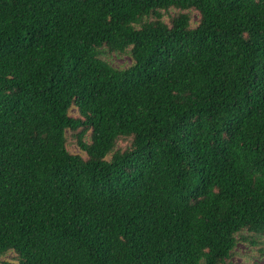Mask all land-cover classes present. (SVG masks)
Returning <instances> with one entry per match:
<instances>
[{
	"label": "trees",
	"instance_id": "16d2710c",
	"mask_svg": "<svg viewBox=\"0 0 264 264\" xmlns=\"http://www.w3.org/2000/svg\"><path fill=\"white\" fill-rule=\"evenodd\" d=\"M263 237L264 0H0V264H226Z\"/></svg>",
	"mask_w": 264,
	"mask_h": 264
},
{
	"label": "rangeland",
	"instance_id": "374dc122",
	"mask_svg": "<svg viewBox=\"0 0 264 264\" xmlns=\"http://www.w3.org/2000/svg\"><path fill=\"white\" fill-rule=\"evenodd\" d=\"M197 18L193 16V21ZM104 59L114 68L124 69L130 65V59L128 56L117 57L113 54H106ZM69 150L73 153H77V149L72 143H69ZM264 243V237L262 238ZM259 248V247H257ZM262 253L258 252L256 248L247 247L243 244H238L235 253L229 260L226 261V264H264V247L261 249ZM10 255H7L3 259H9ZM2 259H0L1 261Z\"/></svg>",
	"mask_w": 264,
	"mask_h": 264
}]
</instances>
